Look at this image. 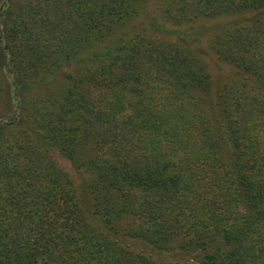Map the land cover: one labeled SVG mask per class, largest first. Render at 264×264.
Instances as JSON below:
<instances>
[{"label":"trees","instance_id":"obj_1","mask_svg":"<svg viewBox=\"0 0 264 264\" xmlns=\"http://www.w3.org/2000/svg\"><path fill=\"white\" fill-rule=\"evenodd\" d=\"M147 2L6 1L0 264H264V0H159L123 30ZM221 16L217 87L169 36ZM53 151L89 174V209Z\"/></svg>","mask_w":264,"mask_h":264},{"label":"rangeland","instance_id":"obj_2","mask_svg":"<svg viewBox=\"0 0 264 264\" xmlns=\"http://www.w3.org/2000/svg\"><path fill=\"white\" fill-rule=\"evenodd\" d=\"M7 0H0V21L2 19L1 13L6 8ZM159 0H148L147 4L142 8L140 14L127 23L123 30H130L133 27H141L147 24L149 19L156 13ZM235 18V16H221L215 19H201L194 22L184 24L176 27L178 32L170 35L169 38L173 41L180 43L181 45L191 49L195 54L199 55L206 63L213 81L216 86L219 87L224 81L230 78L234 73V68L227 63L219 61L215 54L209 49V40L217 30L218 26L228 22ZM172 27L171 25H167ZM1 22H0V34H1ZM71 67H64L63 71L72 70ZM0 72L4 76V85L6 92L1 97V104L4 103L6 111L0 114V121H6L14 113L18 112V89L19 85L15 81V76L12 70L7 65V57L2 48V42L0 41ZM53 155L58 163L69 173L73 184L76 189V194L81 204L89 209L90 196L85 188L86 182L89 178V174L82 169L75 168L67 159L60 155L57 151H53ZM129 244H132L136 249H140L141 246L134 242L127 240Z\"/></svg>","mask_w":264,"mask_h":264}]
</instances>
